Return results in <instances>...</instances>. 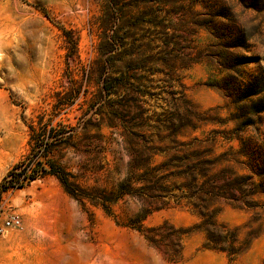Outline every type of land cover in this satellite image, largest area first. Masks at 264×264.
Returning <instances> with one entry per match:
<instances>
[{
	"label": "rangeland",
	"instance_id": "1",
	"mask_svg": "<svg viewBox=\"0 0 264 264\" xmlns=\"http://www.w3.org/2000/svg\"><path fill=\"white\" fill-rule=\"evenodd\" d=\"M225 55L264 79V0H0V183L31 160L67 179L41 172L0 195V226L21 219L0 235V264H264V197L220 202L243 249L231 256L207 244L186 187L153 191L136 170L144 150L156 166L177 144L127 138L180 127L183 142L240 138L218 153L264 148V113L232 122L238 107L216 88Z\"/></svg>",
	"mask_w": 264,
	"mask_h": 264
},
{
	"label": "trees",
	"instance_id": "2",
	"mask_svg": "<svg viewBox=\"0 0 264 264\" xmlns=\"http://www.w3.org/2000/svg\"><path fill=\"white\" fill-rule=\"evenodd\" d=\"M218 60L221 71L226 75L216 88L233 100L238 107L233 114L234 118L230 120L238 122L246 119L248 121L245 126L261 125V115L264 113L263 76L239 69V65L251 61L239 62L226 55L219 57ZM182 133L180 127H170L154 132L131 131L127 134L128 140L143 138L152 142L155 138L172 139L178 146V149L174 150L162 149L160 154L166 156V159L156 166H153V158L157 152L152 148L144 150L143 154L147 159L144 163L136 162V170L144 169L148 172L153 191L165 192V185L169 181L173 184L179 182L180 187H186L189 195H185L184 198L189 200L188 204L193 206L192 209L200 218L199 228L206 235L207 244L215 248L222 244L220 248L229 255H238L243 249L237 244V236L230 242L229 236L223 230L224 227L218 224L219 204L224 200L229 204H236L237 206L232 205L235 208L249 209L252 205H246V202H254L256 198L264 197V148L250 140H244L240 141L238 148L231 147L218 153V143H233L240 138L212 131L205 139L194 137L192 141L183 142L178 140ZM47 146L48 143L43 147V156H47ZM226 157L235 160L236 166L218 170L219 161ZM241 161L247 165L248 174L241 173L237 167ZM18 168L20 165H15L0 183V195L10 188L24 187L38 178L41 172L54 174L63 184L67 183V179L53 165L51 169H46L38 160H31L19 171ZM168 204L169 199L162 200L163 206Z\"/></svg>",
	"mask_w": 264,
	"mask_h": 264
},
{
	"label": "built area",
	"instance_id": "3",
	"mask_svg": "<svg viewBox=\"0 0 264 264\" xmlns=\"http://www.w3.org/2000/svg\"><path fill=\"white\" fill-rule=\"evenodd\" d=\"M21 226V219L18 215H12L7 218L0 226V235H3L10 229L19 228Z\"/></svg>",
	"mask_w": 264,
	"mask_h": 264
}]
</instances>
